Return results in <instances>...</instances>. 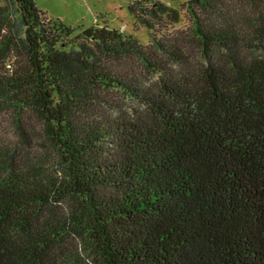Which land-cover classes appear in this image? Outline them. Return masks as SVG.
Instances as JSON below:
<instances>
[{
    "label": "trees",
    "instance_id": "obj_1",
    "mask_svg": "<svg viewBox=\"0 0 264 264\" xmlns=\"http://www.w3.org/2000/svg\"><path fill=\"white\" fill-rule=\"evenodd\" d=\"M0 2V264H264V0H190L147 47Z\"/></svg>",
    "mask_w": 264,
    "mask_h": 264
},
{
    "label": "rangeland",
    "instance_id": "obj_2",
    "mask_svg": "<svg viewBox=\"0 0 264 264\" xmlns=\"http://www.w3.org/2000/svg\"><path fill=\"white\" fill-rule=\"evenodd\" d=\"M135 1L138 0H34V3L45 18L60 21L74 29L75 35L82 30L106 26L134 37L144 47L153 44L151 35H171L186 32L192 27V20L186 8L190 0H158L176 10L179 20L176 23L167 22L153 31L139 24L129 13L128 5ZM12 132L8 117L1 116L0 139L6 143L13 142Z\"/></svg>",
    "mask_w": 264,
    "mask_h": 264
}]
</instances>
